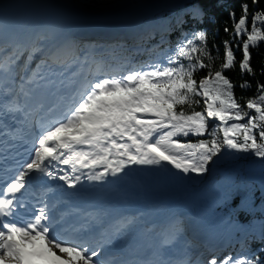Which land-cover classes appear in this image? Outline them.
<instances>
[{
  "label": "snow or ice",
  "instance_id": "snow-or-ice-1",
  "mask_svg": "<svg viewBox=\"0 0 264 264\" xmlns=\"http://www.w3.org/2000/svg\"><path fill=\"white\" fill-rule=\"evenodd\" d=\"M241 9L238 20L230 13L231 36L232 41L246 36L242 45H236L237 49L242 46L239 69L241 75L254 74L250 47L264 42V30L257 26L258 22L264 25V11L254 12L249 30V5L242 3ZM202 15L194 5L192 17L200 22ZM224 46L223 61L214 72L204 30L185 33L170 53L142 64L117 66L85 59L73 73L69 90L65 73L70 64L59 49L32 67L34 54L42 49L0 40V117L21 113L27 121L47 113L46 118L35 120L39 128L29 162L6 185L0 180V264H264L245 240L240 242V251L223 258L211 250L208 257L199 254L193 258L195 246L184 240L179 218L172 230L160 234L159 245L149 247L145 255L133 251L128 256L100 259L104 245L123 235L134 219L118 224L101 244L67 238L81 229L68 223L70 213L55 215L45 199H37L30 213H19L29 207L23 193L33 180L39 184L45 179L58 180L68 189H76L83 178L104 182L132 166L170 165L184 176L202 177L214 158L225 151L252 153L264 160V84L258 82V96L242 106L234 94L236 85L224 74L236 66L234 50L230 41H224ZM25 52L27 58L18 72L17 62ZM203 69H208L206 75L197 80L195 73ZM239 87L248 89L251 83L243 81ZM197 98L203 99L202 111L194 108L200 104ZM210 121L216 123L210 127ZM189 135L210 139L191 142L186 140ZM0 136L21 138L16 129L0 131ZM3 143L0 140V145ZM254 196L249 189L242 194L239 189L225 190L222 200L226 205L229 198L235 201L228 206L239 210L240 219L254 207ZM251 239L264 245V225ZM178 243H183L179 255L169 254ZM257 251L264 253V246Z\"/></svg>",
  "mask_w": 264,
  "mask_h": 264
},
{
  "label": "trees",
  "instance_id": "trees-1",
  "mask_svg": "<svg viewBox=\"0 0 264 264\" xmlns=\"http://www.w3.org/2000/svg\"><path fill=\"white\" fill-rule=\"evenodd\" d=\"M169 3L170 0H153V3H151L149 0H127L124 3V6L126 9L132 11V14L104 16L102 21H107L108 23L117 26L127 27L138 22L137 20L141 22L161 19L166 17L168 14L177 12L180 13V11H184V9L181 8H170ZM242 3H247L249 5L248 27L250 30L251 17L254 12L264 11V0H258L257 4H253L252 0H197V4L195 6L200 8L203 13L200 22H197L196 19H188L189 23L186 25L182 24V30L178 33H174L176 40L170 45L168 44L166 46H162L160 49L161 52L155 54V56H159L164 52L170 53L174 49L176 43L181 40L185 33L190 34L194 31L204 30L206 32L207 48L213 56L211 63L212 70L214 72L215 70H219L223 61L225 54L224 41H230V46L234 50L236 66L233 69L225 71L224 74L227 75L236 85L234 88L235 97L238 102L244 106L248 99H254L258 96L257 83L259 82L264 84V74L261 73V69L264 68V42H258V46L250 47V66L252 67L254 74L244 73L241 75L239 63L242 61V46L240 49H237L236 45H242V41L246 39V36L237 37L235 41H232L231 33L234 28L230 13L234 12L235 18L238 20L242 15ZM57 10L61 11V7L57 8ZM171 23L173 24V22ZM257 26L264 30V25H260L259 22ZM225 27L229 29L228 32H225ZM188 39L194 40L191 35H188ZM184 42L186 43L187 41L185 40ZM194 42L196 41L194 40ZM135 59L137 58L135 57ZM204 62L208 63L206 57L204 58ZM207 71L208 69H203L196 72L195 78L199 80L206 75ZM243 81H249L251 83V87L248 89H241L239 84ZM197 99H200V104L194 105V108L197 111H202L204 109L203 99ZM245 110L248 111L247 109ZM252 114H254V110L250 112V115ZM202 138L210 139L208 136L195 137L189 135L186 140L196 142ZM219 157V164H224L225 162H244L249 159H260L256 158L252 153H236L229 151H225ZM248 178L249 180L245 181L246 183L244 190L249 189L250 194L254 193L255 196L252 201L254 207L248 209L249 215L247 217H241L240 219H237V212L239 210L237 209L234 211L232 207L228 206L234 204L235 201L229 198L228 205H226L222 200V196L213 205L211 211L220 218L221 223L224 225L225 231L230 232L235 227L239 228L238 234L236 235V239H238L237 241H239V244L237 248L233 249L232 253L240 251V242L245 240L251 250L256 252V254L260 256V259L264 261V253L257 251L264 245H262L259 240L251 239L253 235L259 234L262 225H264V162L257 163L255 166H253L248 172ZM241 205L243 206L242 202ZM245 219L248 220L247 223L244 222Z\"/></svg>",
  "mask_w": 264,
  "mask_h": 264
},
{
  "label": "rangeland",
  "instance_id": "rangeland-1",
  "mask_svg": "<svg viewBox=\"0 0 264 264\" xmlns=\"http://www.w3.org/2000/svg\"><path fill=\"white\" fill-rule=\"evenodd\" d=\"M11 1V0H10ZM51 3L41 7L40 9L45 11L48 16L55 15L56 14V9L54 8H63V13L67 17L71 18H77L82 21H85L86 23H98L101 22L102 18L104 16H113V15H126V14H132V11L128 10L125 8L124 3L127 0H50ZM151 3H153V0H149ZM197 4V0H170L169 7L170 8H176V9H184L186 12L183 13H171L168 14L166 17L157 19L155 21H151L150 23H142L138 27V29H135L134 31L138 32V34H134L133 36H138V35H144L145 32L149 33L151 37L155 36V33H158L160 30H165L163 28L166 27V30L170 29V32L173 31L175 32L176 29L182 26L184 23L185 19L190 18L194 19L192 17V7ZM60 6V7H59ZM181 12V11H180ZM177 15V16H176ZM175 17V18H174ZM174 18V19H173ZM171 19V20H170ZM169 20V21H168ZM139 22V20H137ZM177 21V22H175ZM143 22V21H141ZM171 22H175L176 26L171 30L170 24ZM140 23V22H139ZM69 27H71V30L68 29V32L71 34H79L86 28L81 23L78 22H71L69 23ZM117 25H109L108 28L111 31H116V32H122V31H127L129 29H124V28H117ZM153 29H149V28ZM169 27V28H167ZM133 29V28H132ZM131 29V30H132ZM141 32V33H140ZM158 37L160 39H163V34H159ZM137 42H133L135 44ZM138 44V43H137ZM215 121H210V127L215 124ZM220 157L214 158V161L210 163L209 165V172L207 175L205 174L202 176V179L204 177L208 176V181H204L202 186L200 187L202 189V193L204 194L201 196L202 200L200 202V210H205V212H208L209 207H211L213 204H215L220 197L223 195L225 190L232 191L235 189H239L240 192L242 193L245 187V181L249 180L248 178V172L251 167L248 168H235L231 167L232 170L228 174H225L222 179L220 177L222 174L220 172H223V169L227 166H232V165H242V162H233V163H224V164H219L218 160ZM250 160H256L253 162H264L262 159H250ZM253 167V166H252ZM219 178H216V177ZM212 183H217L215 186L210 188V184ZM194 185V183H191ZM198 188L199 184H195ZM204 185H207L206 187ZM204 186V189H203ZM199 188V189H200ZM196 193L194 195H200L199 190L193 188ZM191 190H186L187 191H192ZM208 214V215H207ZM206 216V224H209V231L210 234L216 233L219 229H221V222L220 219L217 215L214 214H209L207 213ZM211 226V227H210ZM199 228V227H197ZM238 229H233L231 233H236ZM228 253L225 255L227 256Z\"/></svg>",
  "mask_w": 264,
  "mask_h": 264
},
{
  "label": "bare ground",
  "instance_id": "bare-ground-1",
  "mask_svg": "<svg viewBox=\"0 0 264 264\" xmlns=\"http://www.w3.org/2000/svg\"><path fill=\"white\" fill-rule=\"evenodd\" d=\"M50 3H51L50 0H11V1L10 0H0V11L3 12L2 17H5V18L10 17V18H14L15 20L20 16L21 18L26 17L28 22L29 23L31 22V25H34V26L40 23L49 25L51 24V21H52L50 20V16H48V14L45 11L41 10L40 8ZM64 25L65 23L54 25L55 27H57V29L61 30L59 31L60 33L57 34L56 36L57 41L61 40L62 38L63 39L70 38L71 40L69 42L79 43L83 38V36H81L83 33L87 36H94L99 33L96 30V28H94V30L96 31H93L92 30L93 28L90 27V29L86 28L79 34H71L68 32L69 25L68 26H64ZM149 29H153V28L151 27ZM110 32L113 33V36H116L115 38L124 36L123 34H120L118 32H114V31H110ZM32 35L34 36L35 33H32ZM113 36L112 38H114ZM35 40L36 38H34V41ZM34 41H30L25 46L28 48H31L33 46L36 47L37 44L34 43ZM59 54L61 55L62 51H60ZM27 55L28 53L25 52L24 55L21 56L20 59H23V61L25 62ZM61 56L64 57V55H61ZM251 165H252L251 163L245 162L242 165L236 164L232 166H227L223 169V172H220V174H222L220 179H222L225 174H228L230 170H232L231 167L248 168ZM160 168L161 167H156V166H136V170H135L136 179L133 180L129 184L127 190L133 191L135 189H138V193H140L142 190L144 195L156 194V198H155L156 200H162V199L166 200L167 199L169 201L173 198L172 195H174L175 193L186 191L188 189L190 190L193 188L199 190L200 196L204 195L200 187L202 186L204 181H208V176L204 177V179H202V177H197L194 174H190L189 176H184V174L180 173L179 171H177L176 169L172 167H169L172 171H170L169 169H166L167 174H162L161 176L158 174L160 173L159 172ZM153 175H157V177H155L153 180L152 179L143 180V178H147ZM216 178H219V177L217 176ZM97 183L100 184L102 182H97ZM178 183L180 184L178 185ZM191 183H194V185ZM196 183L199 184L198 188L195 185ZM175 184H177L178 186L173 187ZM216 184L211 182L209 186L210 188H212ZM204 186L206 187L207 185H204ZM204 186H203V189H204ZM161 209H165V208L161 207ZM155 230H159V228H156Z\"/></svg>",
  "mask_w": 264,
  "mask_h": 264
},
{
  "label": "water",
  "instance_id": "water-1",
  "mask_svg": "<svg viewBox=\"0 0 264 264\" xmlns=\"http://www.w3.org/2000/svg\"><path fill=\"white\" fill-rule=\"evenodd\" d=\"M101 22H103V21L101 20ZM105 22H107V21H105Z\"/></svg>",
  "mask_w": 264,
  "mask_h": 264
}]
</instances>
